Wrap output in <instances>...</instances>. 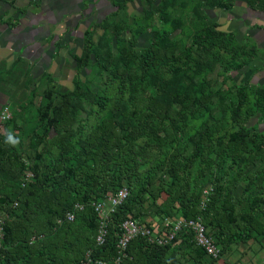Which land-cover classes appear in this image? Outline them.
Here are the masks:
<instances>
[{"label":"rangeland","instance_id":"obj_1","mask_svg":"<svg viewBox=\"0 0 264 264\" xmlns=\"http://www.w3.org/2000/svg\"><path fill=\"white\" fill-rule=\"evenodd\" d=\"M10 1L0 0V18H4L6 11H3V8ZM219 1L227 4L228 9H225L227 12L236 8L242 16L227 21V15H217L222 10L220 4L208 0H138L139 4L136 7L123 8L117 15L105 20L104 25L97 27L91 36L93 41L91 48L102 46L107 49L112 53L111 61L106 65L102 53H99L98 62L94 61L93 53L91 59L80 66L74 60L68 74H64L66 79L68 75L69 77L67 81L64 79L63 84H56L46 74L43 76L47 81L43 84H36L37 78L21 79L19 71L16 69L6 71L0 62V143L5 144V147L16 154L18 160L24 164L20 172L11 173L6 180V185L10 188L6 187L7 191L5 189L4 192L11 194L8 200L0 204V216L4 225L13 216L17 220L21 217L23 211L20 210L22 208L19 200L26 192V188H22V183L25 182L26 174H30V179L33 177L31 163L38 161L35 151L41 149L45 151L43 153L48 166L58 155L55 146L52 147L49 143L59 140L68 145L63 149L68 162L75 161L77 157L74 154L80 148L82 138L94 128L95 123L111 114L114 104L127 110L138 105L142 109H150L153 113L152 119L155 123L148 133L150 136L143 135L142 142H137L142 147L134 149V154H138L136 159L139 160L134 168L135 172L151 154L155 158H162L166 150L174 145L182 148L184 156L192 155L201 133L206 128L216 131L214 134L218 129L225 127L228 129L229 115L236 104V88L240 82L247 79V72L244 70L256 59L262 58L255 52L257 48L250 34V29L254 26L250 24L254 20V10L264 11V0H257L252 4H249V0ZM208 23L219 33L213 39L214 44L208 41L201 48L193 45L189 59L184 53L185 47L191 44L194 34ZM92 24L94 22L89 27ZM139 26L145 29L136 36V39L131 32ZM79 40V45L67 48L70 56L74 52L83 54L86 40L82 33ZM99 40L101 42L104 40L107 44H101ZM150 44L156 47L159 57L171 54L168 63L157 61L152 66L144 68L139 53L141 47ZM212 44L214 47L210 50ZM126 49H129L131 54L128 59L122 55ZM238 63H241L242 67L237 68ZM103 64L105 67H102ZM169 64L181 66V69L177 74H173ZM119 76L122 80L118 79ZM78 77L81 81L78 82L79 88L76 89L75 79ZM255 88L252 84L248 89V108L251 115L246 117V121L248 125L257 124V132H263L260 144L264 145V120L254 111L252 103ZM73 92L76 95H73ZM93 93H104L110 97L108 107L106 106L103 111H98L94 105ZM67 100L70 103H67ZM56 110L68 112L71 116L69 123L64 122V125L59 126L62 127L60 131L51 121ZM43 112H46V117L42 116ZM3 114H8V117L2 118ZM74 131L75 134L71 137ZM247 153L246 149L238 165H235L232 159L225 158L224 170L220 171V178L224 177L223 182L235 175L236 170L241 173L234 188L236 194L233 196L234 203L241 193L242 186L247 183L246 175L257 169L246 163ZM209 156L216 161L217 155L214 151H211ZM204 168L205 164L196 160L189 170L193 173L194 187L197 190L205 187L208 180L214 178V175ZM164 173L165 171L159 176L168 179ZM2 190L3 188H0L1 197L4 194ZM256 192L249 190L241 195L251 201ZM16 196L17 205L13 204ZM259 199L257 215L264 221V195L259 196ZM92 201L94 200L89 201V205ZM33 204L41 206L38 203ZM147 206L150 215L153 214L155 217V223L150 221L154 229L162 227L161 224L165 220L177 217L163 213L161 209L156 214V205L150 201L147 202ZM35 211L37 209L32 212ZM32 228L34 231L26 239V250L34 256L41 248L39 244L43 235L39 233L38 228ZM61 234L62 242L59 244L65 246L68 236ZM249 242L236 243L234 250L241 246L246 247ZM12 245L15 246L13 243ZM254 245L255 243L252 244ZM66 250L69 256H73L69 248ZM36 256L31 262L38 264Z\"/></svg>","mask_w":264,"mask_h":264},{"label":"trees","instance_id":"obj_2","mask_svg":"<svg viewBox=\"0 0 264 264\" xmlns=\"http://www.w3.org/2000/svg\"><path fill=\"white\" fill-rule=\"evenodd\" d=\"M126 1L128 0L115 3L114 12L84 31L85 49L82 55H75L79 66L90 60L92 53L95 55V62H98L99 53H102L106 65L111 61L112 53H109L107 49L96 46L95 49L98 50L96 52L94 48H91L93 44L91 36L97 27L104 25L105 20L118 14ZM208 1L219 3L224 11L228 9L223 1ZM256 2L257 0H249V4ZM144 29L142 26L135 28L131 32L132 36L136 38ZM218 34L211 24H206L194 34L191 44L185 47V55L190 59L193 45L201 48L208 41L214 44L213 39ZM101 44H107V42L103 40ZM213 44L210 50L214 47ZM122 55L128 59L131 56L129 49H126ZM139 55L144 68L152 66L157 61L168 63V58L172 57L171 54L159 57L153 44L141 47ZM105 64L102 67H105ZM236 67L240 68L242 64L238 63ZM169 69L173 74H177L181 66L169 64ZM118 79L122 80L120 76ZM75 80L77 82L75 87L78 89L81 78L78 77ZM248 89V80L238 84L235 91L236 104L229 115L228 129L226 127L218 129L214 134L216 131L206 128L201 133L192 155L184 156L182 148L174 145L166 150L162 158H155L151 154L144 164H140L142 166L138 167L137 172L134 168L139 160L136 159L138 154H134V149L142 147L137 142H142L143 135L150 136L148 133L155 123L150 109H142L138 105L127 110L118 108L114 104L111 114L106 119L95 123L94 128L82 138V144L74 154L77 157L75 161L68 162L67 154L63 151L68 145L59 140L49 143L52 147L55 146L58 155L48 166L43 153L45 151L42 149L35 151L38 161L31 163L33 177L22 183V188H26V192L19 200L22 208L20 210L23 211L21 217L17 220L13 216L5 222V225L3 224L0 264H35L31 262L35 255L39 261L38 264H80L83 254L88 249L97 256L110 259L114 253L119 224L123 219L131 217L150 226L149 222L141 219L150 212L147 206L148 201L156 205V214L161 209L163 213L174 216L201 218L208 233L220 247L221 255L230 243L246 242L257 235H264V221L257 215L259 213L257 202L261 199L259 196L264 195V145L260 144L263 140V132H257V124L248 125L246 121V117L251 115L248 108ZM73 95L76 93L73 92ZM186 96L190 95L186 94ZM92 100L98 111H103L106 106L108 107L110 97L104 93H93ZM66 102L70 103L69 100ZM252 103L254 111L264 120V87L255 88ZM241 113L244 115L241 116ZM42 116L46 117V112H43ZM70 120V113L58 110L54 111L51 118L56 128L64 125V122L69 123ZM61 128H57L58 131ZM78 130L79 128L76 129ZM74 134L75 131L72 132L71 137ZM246 149L248 151L246 163L257 169L246 175L247 183L242 186L241 193L249 190L257 192L251 197V201L239 193L234 203L233 196L236 195L234 188L241 173L236 170L235 175L223 182L224 177L220 178V171L224 170L225 158L232 159V162L238 165ZM211 151L216 153V161L209 156ZM140 157L143 159L142 155ZM196 160L204 163V169L214 175V178L208 180L205 186H211L212 189L203 207L200 205V200L205 187L200 190L195 189L193 173L189 172ZM23 167L24 164L18 160V156L6 148L5 144L0 143V188H3L4 193L2 197L0 196V204L10 198L11 193L4 192L5 189L7 191V188H10L7 187L6 180L11 173H16ZM164 171L163 175H166L168 179L159 176ZM122 186L127 188L128 195L109 215L105 244L96 246L94 242L96 214L91 203L89 205V201L99 200ZM14 199L13 204L17 205L18 197ZM77 202L84 206L82 210L76 212L74 219L58 223L57 219ZM33 203L41 204V206H34ZM35 209L37 211L32 212ZM26 211L29 212L26 213ZM32 227L38 228L39 233L43 235L39 244L41 248L35 252L34 256L26 250V239L34 231ZM61 233L68 236L65 246L59 244L62 242ZM67 248L73 252V256L65 252ZM127 253L128 258L121 264H185L181 260L185 255L189 256L194 264H205L204 256L206 255L204 250L196 245L190 231L178 233L174 240L165 245L149 243L142 237H135L128 244Z\"/></svg>","mask_w":264,"mask_h":264},{"label":"crops","instance_id":"obj_3","mask_svg":"<svg viewBox=\"0 0 264 264\" xmlns=\"http://www.w3.org/2000/svg\"><path fill=\"white\" fill-rule=\"evenodd\" d=\"M121 1L11 0L4 8L1 7L6 11L4 18H0V62L3 69H16L20 72L21 79L37 78L36 82L33 81L36 84L46 83L44 74L56 84H63L69 68L74 65L72 61L75 60V55L79 56L77 52L70 56L67 48L79 45L81 33L84 34L92 22L106 19L116 10L114 4ZM138 4V0H128L123 8L129 9ZM230 11L222 9L217 15H227V21L240 18L241 12L238 9L232 8ZM254 12V20L250 24L254 27L250 29V34L257 48L255 52L262 58L256 59L244 71L247 72L249 86L253 84L255 87H264V11ZM152 215L147 212L141 219L149 224L150 221L155 223ZM178 217L181 216L176 218ZM263 237L257 235L251 238L246 241H251L246 247H238V250H234V245L238 242L230 243L218 259L212 260L205 255V264H264ZM181 260L185 264H194L187 255Z\"/></svg>","mask_w":264,"mask_h":264},{"label":"built area","instance_id":"obj_4","mask_svg":"<svg viewBox=\"0 0 264 264\" xmlns=\"http://www.w3.org/2000/svg\"><path fill=\"white\" fill-rule=\"evenodd\" d=\"M6 117H8V114H3L2 118ZM29 179L30 174H26L25 180L29 181ZM211 189V186H207L202 190V198L200 200V205L202 207L205 205ZM127 195V188L122 186L106 194L103 198L91 202V206L96 214V229L94 236L96 246L105 244L108 235L109 215L126 199ZM82 209L83 204L79 202L75 203L70 210L66 211L62 217L57 219V222L61 223L63 220L72 221L76 212ZM3 223V219L0 216V243L3 239ZM182 231H190L193 234L196 245L201 247L209 258L218 259L221 256L220 247L215 243L213 237L208 233L207 228L199 217L167 219L165 222H162V227L157 230L131 217H126L119 224V231L116 234L112 257L106 259L102 256L93 254V251L88 249L83 254L80 264H109L110 262L121 264L128 258L127 248L133 238L142 237L149 243L165 245L174 240L178 233Z\"/></svg>","mask_w":264,"mask_h":264}]
</instances>
